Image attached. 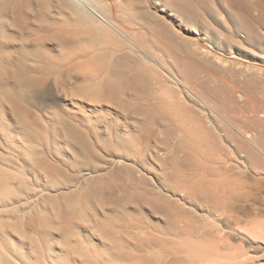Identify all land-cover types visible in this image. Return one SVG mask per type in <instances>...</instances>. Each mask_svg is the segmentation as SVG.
I'll return each instance as SVG.
<instances>
[{
    "label": "bare ground",
    "instance_id": "bare-ground-1",
    "mask_svg": "<svg viewBox=\"0 0 264 264\" xmlns=\"http://www.w3.org/2000/svg\"><path fill=\"white\" fill-rule=\"evenodd\" d=\"M62 147L91 148L70 165L122 172L172 227L200 215L199 264H264L231 250L264 248V0H0V264H125L90 240L110 246L81 188L42 167Z\"/></svg>",
    "mask_w": 264,
    "mask_h": 264
},
{
    "label": "rangeland",
    "instance_id": "rangeland-1",
    "mask_svg": "<svg viewBox=\"0 0 264 264\" xmlns=\"http://www.w3.org/2000/svg\"><path fill=\"white\" fill-rule=\"evenodd\" d=\"M29 112L32 113H30L32 119L34 112L32 110ZM233 115L237 117L239 121H243L244 119H242V117L244 116H252L251 114L237 111H233ZM64 118L68 120V117L65 116ZM33 123L37 127L41 126L40 129L45 131L43 125H41L39 121L37 122V120H33ZM79 128L80 130L75 131L59 126L57 131L61 137L63 135L62 133H64L66 139L78 140L80 138H85L90 142L93 138V134L91 132H86L83 127ZM48 131L50 133V130ZM87 134H91V137ZM103 152V155H109L107 150ZM62 155L64 157H62ZM68 157L71 161L68 160ZM74 158H77L80 161L83 160L89 167L94 166V164L99 161V159L95 158L94 152L91 148L87 149L83 155L78 150L62 147L56 150L55 159H51L49 157L46 158L42 167L51 169L54 174L59 175L62 181L64 180L67 187L70 186V188L66 191L71 193V197H74L73 193H76L78 196V190L81 188L82 193L80 194V197L85 213L92 215L96 218V221L104 224V228L101 229V232L104 236L109 238L107 242L110 246L107 250L101 246L97 238L90 239L92 240V243L97 244L96 249L99 252L114 253V255L111 256L113 258L120 259L119 261H124L125 264L144 262L146 260L149 261V264H199L205 259L204 255L208 251V246L210 245L208 237L209 233L206 227H204L201 221L202 217L200 215L192 214L188 216L192 219L189 220L191 222H188L181 227H172L170 225V221H175V216L171 214H164L167 220L165 223L163 218H161L162 212L160 210L152 204L147 206L144 203L139 193V189L138 191L135 190L134 193L131 192L130 185L122 176V172H109L103 177H96L94 179L92 178L93 176L84 175V170L88 167L84 166L76 169L70 165L72 164L71 162ZM86 180L91 181L85 185ZM75 183L77 185H75ZM59 185L62 188L66 187L61 183ZM137 186L139 187L140 184H137ZM128 191L131 194H129ZM61 192H63V190ZM86 200H89V202H86ZM27 224V229L31 232L35 231L34 225L29 223ZM84 226L85 225L79 224L75 229L76 234L79 233L82 236H87V228ZM200 226H202L201 228L204 227L206 230L200 229ZM231 242L233 243V247L231 249L233 251L239 250L241 248L239 244L243 243V246L241 244L242 248L244 247L245 250L246 248L249 249V251L251 250L249 253L257 256H259V254L260 256L264 254V248H262L258 243H249L246 241L241 242L235 236L231 237ZM228 251L230 252V249L224 247L220 248V254L222 255L229 254Z\"/></svg>",
    "mask_w": 264,
    "mask_h": 264
},
{
    "label": "snow or ice",
    "instance_id": "snow-or-ice-1",
    "mask_svg": "<svg viewBox=\"0 0 264 264\" xmlns=\"http://www.w3.org/2000/svg\"><path fill=\"white\" fill-rule=\"evenodd\" d=\"M30 103H34L36 105H43L46 107L48 104L54 103V101L45 98H36L34 101H30ZM44 239L46 247L55 252L54 242L56 239H58V237L44 234Z\"/></svg>",
    "mask_w": 264,
    "mask_h": 264
}]
</instances>
